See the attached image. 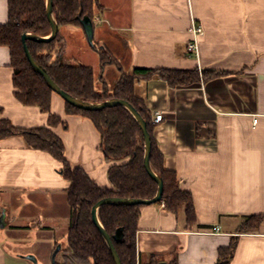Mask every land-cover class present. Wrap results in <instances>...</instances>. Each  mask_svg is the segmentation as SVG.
<instances>
[{
    "label": "crops",
    "instance_id": "obj_1",
    "mask_svg": "<svg viewBox=\"0 0 264 264\" xmlns=\"http://www.w3.org/2000/svg\"><path fill=\"white\" fill-rule=\"evenodd\" d=\"M95 1L94 46L80 26L59 27V35L64 60L91 68L99 91L112 89L134 69L232 73L189 87L172 88L157 76L136 83L152 121L163 115L154 136L166 169L193 195L199 225L188 229L184 214L174 215L162 202L144 206L137 233L141 264L152 258L159 264H217L219 250L233 237L239 241L231 264H264V222L256 233L238 234L249 217L264 213V0ZM7 22L8 0H0V25ZM193 23L205 31L198 58L187 52ZM102 48L116 64L102 65ZM13 75L10 50L0 47V119L26 130L47 126V115L16 100ZM52 112L67 125L55 133L68 162L112 189V164L93 124L67 115L57 94ZM60 170L49 154L29 149L21 137L0 141V264H31L14 250L15 233L68 221L70 184ZM28 208L37 212L31 224L23 216Z\"/></svg>",
    "mask_w": 264,
    "mask_h": 264
},
{
    "label": "trees",
    "instance_id": "obj_2",
    "mask_svg": "<svg viewBox=\"0 0 264 264\" xmlns=\"http://www.w3.org/2000/svg\"><path fill=\"white\" fill-rule=\"evenodd\" d=\"M96 5L95 0H53V16L59 27H82L83 18L93 20ZM26 33L44 38L51 34L47 0H8V22L0 25V47L10 50L11 67L14 71V97L23 106L37 107L48 116V123L39 129L26 130L15 126L8 119H0V141L21 137L29 149L49 154L60 164V172L70 184L65 191L71 209L67 245L57 254H62V262L55 261L54 264H115L109 247L94 224L92 211L100 201L108 198L150 201L156 197L158 184L147 173L144 165L143 133L135 118L124 107L84 111L66 103L67 115L88 119L99 132L102 153L106 161L112 164L108 171L112 189L100 187L83 169L73 167L66 158L64 142L55 133L58 126L67 128V125L60 116L52 112V96L55 93L28 61L22 42V36ZM26 45L36 62L69 95L91 104L112 99L123 100L136 109L146 121L150 134L151 168L164 182L161 202L174 215L183 213L188 229L198 227L193 195L180 188L176 172L166 169L164 155L154 136L152 116L145 102L137 97L135 86L137 82L150 81L157 76L172 88L189 87L232 73L208 70L200 72L198 69H134L131 73H123L112 89L99 91L91 68L64 60L59 34L53 41L38 43L28 40ZM98 50L103 66L116 64L106 49ZM143 207L106 205L99 211V221L112 238L122 264H141L137 251V233ZM263 222L264 213L251 216L239 228L238 234L256 233ZM119 228L123 229L124 238L117 243L114 236ZM238 241V237H233L230 246L219 250L217 264H231ZM148 264L159 263L152 258Z\"/></svg>",
    "mask_w": 264,
    "mask_h": 264
},
{
    "label": "water",
    "instance_id": "obj_3",
    "mask_svg": "<svg viewBox=\"0 0 264 264\" xmlns=\"http://www.w3.org/2000/svg\"><path fill=\"white\" fill-rule=\"evenodd\" d=\"M81 16V15H80ZM47 17L48 20L51 24V34L49 37H38L30 33H26L22 36V42L24 44V50L27 55L28 61L30 65L32 66L33 70L42 76L47 84V86L58 96H60L66 103L69 105L84 110V111H100L105 108H110V107H116V106H121L127 109L130 114L135 118L137 123L139 124L141 131L144 136V141H145V160H144V165L147 173L151 176V178L158 184V192L156 197L153 200L146 201V200H140V199H120V198H108L100 201L92 211V217L94 224L99 228L100 233L102 237L104 238L107 246L109 247L111 254L114 258L115 264H122L121 260L118 256V253L116 251V248L114 246L112 238L107 234L105 229L103 228L102 224L99 221V211L101 210L102 207L106 205H116V206H150L153 204H157L162 201L163 197V192H164V182L163 180L157 176L150 165V155H151V150H152V144H151V138L150 134L148 132L147 128V123L144 121V119L140 116V114L136 111L132 105H130L128 102L123 101V100H116L112 99L104 103L100 104H91L87 103L84 101H81L68 93L64 92L61 90L55 82L51 79V77L48 75V73L36 62V60L33 58L31 53L29 52V49L26 45V42L28 40H32L38 43H44V42H50L53 41L57 38L59 34V26L56 23L54 16H53V0H47ZM81 25L82 28L84 29L87 39L89 41V44L91 46H94V27H93V22L90 18L85 17L81 20ZM124 234H123V229L119 228L116 231V234L114 236V240L117 243H120L123 241ZM62 246H58L54 253V263H55V258L58 254V252L61 250ZM29 260H33L31 257H27Z\"/></svg>",
    "mask_w": 264,
    "mask_h": 264
},
{
    "label": "rangeland",
    "instance_id": "obj_4",
    "mask_svg": "<svg viewBox=\"0 0 264 264\" xmlns=\"http://www.w3.org/2000/svg\"><path fill=\"white\" fill-rule=\"evenodd\" d=\"M69 63L74 64L73 61H69ZM109 71L110 70L107 69L106 74H108ZM24 212H25L23 213L24 220H28V219L30 220L31 216L37 214L34 208L31 209L28 208ZM29 220L28 223L31 224V221ZM70 221H71V209H70V216L68 218V221H66L65 224L63 222H59V225L56 228H51V229L43 228L41 231H35V232L30 229H22L20 232L15 233V236L18 239V243L14 245L15 247L14 250L24 254L27 257L33 258V260H31V264H54L53 252L55 248L57 249L58 246L60 245L61 246L67 245V237H68V229L70 226ZM62 257L63 256L60 253L55 258V261L61 263Z\"/></svg>",
    "mask_w": 264,
    "mask_h": 264
},
{
    "label": "built area",
    "instance_id": "obj_5",
    "mask_svg": "<svg viewBox=\"0 0 264 264\" xmlns=\"http://www.w3.org/2000/svg\"><path fill=\"white\" fill-rule=\"evenodd\" d=\"M192 39L187 44V52L190 58H198L200 52V39L204 36L205 31L203 28L197 26L195 23L192 24L191 28ZM163 115L158 114L156 115L155 119L152 121L153 124H158L162 121ZM257 123V120H255ZM215 232H219V229H215Z\"/></svg>",
    "mask_w": 264,
    "mask_h": 264
}]
</instances>
